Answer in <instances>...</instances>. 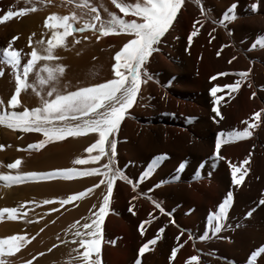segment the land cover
Wrapping results in <instances>:
<instances>
[{"label":"bare ground","instance_id":"6f19581e","mask_svg":"<svg viewBox=\"0 0 264 264\" xmlns=\"http://www.w3.org/2000/svg\"><path fill=\"white\" fill-rule=\"evenodd\" d=\"M118 2L134 4L143 0ZM91 7L100 16L95 28L77 34L71 32L52 48L55 59L47 64L63 68L56 81L39 83L36 71L46 62L37 61L27 78L33 87L21 91L15 108L6 104L15 91L14 71L9 66H0L3 111L22 112L42 107L43 100L51 98L47 92L53 85L61 94H66L114 78V54L130 36L127 33L101 35L100 22H107L109 13L140 21L130 13H120L112 0H5L2 13L8 8L30 9L18 17L22 20L20 26L34 35L31 46L11 41L14 34L8 25L0 30L3 48L11 42L13 48L21 51L22 64L33 49L41 56L46 55L53 31H63L46 27L47 18L68 16L71 20L75 15L74 27H82L96 15L89 11ZM48 22L54 21L48 19ZM193 27L198 31L189 44L187 36ZM262 40L264 0H200L199 4L184 0L173 24L161 38L158 51L149 58L147 71L152 79L142 77L137 100L126 110L116 133V167L135 183L130 185L117 177L110 195L106 183H101L104 178L88 172L92 168L103 171L102 165L108 162L107 141L106 154L99 160L92 159L98 155L96 149L88 151L98 139L96 132L82 131L76 136L47 139L41 145L40 141L46 140L42 132L0 123V177L68 169L73 173L67 178L0 179V209H17L14 218H9L7 213L0 214V240L13 235L26 240L11 254L5 246L0 261L3 264H26L27 261L82 264L84 249L78 241L82 237L90 239L83 225H90L104 195H109V211L101 226L100 252L98 257L95 253L90 255V259L98 258L99 264H132L137 257L142 258L141 264H189L192 255L198 256L196 264H242L249 259L264 244V205L258 204L264 198V115L254 118V113H264ZM240 72L246 76L237 75ZM237 81L240 83L234 91L224 87ZM216 86H220L215 105L220 117L211 111L210 89ZM81 122L80 119L68 121L70 125ZM249 124L252 125L249 136L238 140L226 138L228 142L222 143L218 150L224 159L214 158L219 132L242 130ZM156 157L159 159L155 172L137 181ZM17 160L20 163L16 168L8 167ZM245 160L243 167L248 170L244 180L234 186L229 163L240 166ZM158 181L163 184L149 193L147 190ZM229 191L233 193V202L226 213L225 226L213 236L207 224L209 216L218 211V205ZM78 192L84 195L68 200ZM153 198L165 213L155 207ZM130 205L136 211L133 215L128 210ZM35 212L39 214L35 216ZM152 213L156 214L157 222L163 223L158 238L157 233H149L153 226L150 229L145 221ZM142 221L145 223L141 224ZM206 232V239L200 240ZM178 235L181 248L175 257L171 242L175 243ZM150 239H155L152 248L149 245L139 253ZM149 256H152L150 261ZM256 261L264 264V254Z\"/></svg>","mask_w":264,"mask_h":264},{"label":"snow or ice","instance_id":"6c2138e0","mask_svg":"<svg viewBox=\"0 0 264 264\" xmlns=\"http://www.w3.org/2000/svg\"><path fill=\"white\" fill-rule=\"evenodd\" d=\"M184 0H143L142 3L126 4L118 2V0H112L116 9L122 14H131V16L139 17L140 21L137 22L135 19H123L121 16L114 13H109L110 19L107 22L101 21L98 31L101 35L108 36L114 33H127L130 38L123 43L122 47L114 54L115 63L112 65V71L114 78L107 80L104 83H98L90 87H81L76 91L67 92L61 94L55 86H51L48 89L47 96L50 99L45 98L42 103V107L34 108L31 111L25 109L22 112L17 111H3V102H0V123L7 122L9 127L20 128L24 131H36L42 132L46 137V140H41L40 144L43 145L47 142V139H60L64 136H76L82 131H93L98 134V139L91 145L92 149H96L98 155L92 157L93 160H99L101 156L106 154L105 142L107 141L110 152L107 154V163L103 164V171L97 168L89 169V173H98L104 179L101 183H106L107 193L110 195L113 191V181L120 177L127 184H134L132 179H129L124 173L116 167V133L119 129L122 120L125 117L126 110L132 108L134 102L137 100L138 92L141 89L142 77L146 79H152L151 74L147 71L149 58L152 54L158 51V44L161 42V38L165 36V33L169 30L173 24V20L177 15L178 10L182 7ZM195 3L199 4L200 0H194ZM86 6V5H85ZM232 9L235 8L233 4ZM30 11L29 8H19L14 10L8 8L3 13H0V22L9 20L10 18L18 15H23ZM90 12L96 13L92 17L91 23H84L82 27H74L73 22L77 19L75 15L71 17H50L54 22L49 24L48 20H45V26L51 27L52 29H63L60 31H53L52 37L48 42L47 54L41 56L33 49L27 54L28 59L25 63H21V51L13 48L11 42L6 47L0 49V56L3 61L8 65L15 75V91L8 100V107L15 108L19 104L18 96L22 90L33 87L32 84L28 83L29 73L33 71L36 62L44 60L46 63L36 71V75L40 77L39 83L41 85L49 83V81H56L58 72H62L63 68L57 66L56 68L49 67L47 61L55 59L52 55V48L63 42L64 37L71 32H84L86 30H92L95 28V22L100 19L99 13L95 7L89 9ZM201 14L204 15V9L201 8ZM227 19V17H225ZM197 29L193 27L191 33L187 36L189 44L192 43V39L197 35ZM17 37L13 36L12 40H16ZM100 39L99 36L96 37ZM261 46L264 47V40L261 42ZM219 55V51L217 52ZM234 59V58H233ZM46 73V76H41V73ZM218 75H225V73H219ZM240 77H245L246 73H237ZM240 81L234 84L225 85L228 89L234 91ZM218 87H212L210 89V96L212 97L213 107L211 111L215 114V117H220V112L217 111L215 105L218 102L217 90ZM55 93V94H54ZM39 94V93H37ZM254 95V93H253ZM264 113H254L255 117H260ZM69 119L77 120L80 119L82 122L76 125H70ZM57 123H53V122ZM218 122V121H217ZM244 123H247L245 121ZM252 127L249 124L242 130H231L221 131L217 134L215 139L214 158L224 159L223 156L219 155L218 150L221 148L222 143H227L228 139L238 140L243 139L250 135L249 128ZM29 147H32L31 145ZM159 159L154 158L153 161ZM20 163L17 160L15 163L9 164V168H16ZM78 163H84V161H78ZM247 161L241 162L240 166L229 163L231 183L234 186H239L244 180L247 168L243 165ZM111 166V167H110ZM72 170H56L47 173H31L25 176H2L0 179L5 181H16L21 179H46L51 177H70ZM151 175V169L140 173L137 177V181L149 178ZM175 179V177H173ZM163 184V181H158L157 184L152 185V188L147 191L151 193L156 187ZM83 192L75 193L68 197V200H75L78 197H82ZM109 195L103 196V202L99 205L98 209L93 213V219H91L90 225L85 223L84 229H87L86 235L90 239L80 238L78 244L84 249L82 252V264H99V260L90 259V255L95 253L99 256L100 244H101V226L105 220V217L109 211ZM132 199H135L133 197ZM155 207L159 209L160 213H165V209L162 205L153 198ZM233 202V193L227 192L222 202L218 205V211L210 214L208 223L210 230L215 236L220 233L225 226L226 213ZM44 203H49L44 201ZM62 204L67 201H61ZM258 204L264 205V198L258 200ZM54 210V209H53ZM129 212H132L131 205L129 206ZM17 212L16 208H2L0 214L7 213L9 218H14ZM135 214V213H133ZM171 216V213H167ZM246 215H248L246 213ZM214 221V223H213ZM174 222V221H173ZM145 222H141L144 224ZM163 231V227L157 230V238L159 233ZM141 234L143 232L141 231ZM77 236L80 233H76ZM207 232L199 237L200 240H205ZM179 240V235L176 237ZM191 239V237H189ZM18 242V243H17ZM26 243V240L22 236L13 235L6 239L0 240V254L6 251L8 254L13 253L20 246ZM155 239L148 240L138 251L143 253L149 245H154ZM55 247V245H53ZM176 254V248L173 247L172 255ZM264 254V246L256 249L249 257L250 264H255L254 257H258ZM171 258V257H170ZM198 260L197 255L189 257V264H196ZM0 264H3L0 261ZM26 264H31V261H27Z\"/></svg>","mask_w":264,"mask_h":264},{"label":"rangeland","instance_id":"374dc122","mask_svg":"<svg viewBox=\"0 0 264 264\" xmlns=\"http://www.w3.org/2000/svg\"><path fill=\"white\" fill-rule=\"evenodd\" d=\"M5 3V0H0V13H2V7H3V4ZM48 19H50V18H47V20ZM19 20H21L20 19V17H18V16H16V17H13V18H10L9 20H7V21H4V22H0V30H1V28H3V27H5V26H7L8 25V28H10L12 31H13V34H14V36H16L17 37V39L16 40H14V41H18L19 43H21L23 46H26V47H28L29 45L31 46L33 43H34V35H31V34H28L27 32H26V30L24 29V28H22V26H20V23L22 22V20L20 21V22H18ZM17 26H19V27H17ZM74 26V25H73ZM78 32H72V34H77ZM7 37H8V39H9V37H10V34H8L7 35ZM2 35L0 34V49H2L3 48V46H2ZM10 40L12 41V38H10ZM22 57V56H21ZM22 59H23V57H22ZM22 62V61H21ZM4 66V67H6V66H8V65H6L5 63H4V61H3V58H2V56H0V66ZM6 104H8V102L6 103ZM11 130V129H10ZM158 164V162L155 160V161H152L151 163H150V169H151V173H154L155 172V167H156V165ZM17 167V166H16ZM36 213H38V212H35L34 213V215L36 214ZM133 213H136V211L133 209L132 210V212H131V214L133 215ZM39 214V213H38ZM37 215V214H36ZM35 215V216H36ZM147 223H149L150 224V229H152V227L151 226H153V230H152V232H151V230L149 231V233H157V230L159 229V228H161V227H163V223H159V222H157V219H156V214L155 213H152V214H150V215H148V217H147V219L145 220ZM207 224H209V223H207ZM150 236H152V234H149ZM156 237V236H155ZM151 240V239H150ZM151 246V248H152V246L153 245H150ZM262 246H264V244L262 245ZM173 247H175L176 248V254H175V257L177 256V253H178V250L181 248V246H180V243H179V241L178 240H176L175 241V243H174V241L172 240V242H171V252H172V249H173ZM151 248H150V250H151ZM259 257V256H258ZM258 257H254V260H255V264L257 263V259H258ZM149 261L152 259V256L150 257L149 256ZM141 262H142V258L141 257H137L133 262H132V264H141ZM233 264H234V262H233ZM235 264H236V262H235ZM242 264H250V262H249V259H246L244 262H242Z\"/></svg>","mask_w":264,"mask_h":264}]
</instances>
